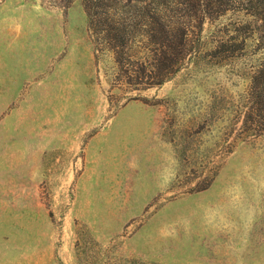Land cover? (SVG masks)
Segmentation results:
<instances>
[{"label": "rangeland", "instance_id": "obj_1", "mask_svg": "<svg viewBox=\"0 0 264 264\" xmlns=\"http://www.w3.org/2000/svg\"><path fill=\"white\" fill-rule=\"evenodd\" d=\"M0 264H264V0H0Z\"/></svg>", "mask_w": 264, "mask_h": 264}, {"label": "trees", "instance_id": "obj_2", "mask_svg": "<svg viewBox=\"0 0 264 264\" xmlns=\"http://www.w3.org/2000/svg\"><path fill=\"white\" fill-rule=\"evenodd\" d=\"M162 83V81H159V83H157V84H161Z\"/></svg>", "mask_w": 264, "mask_h": 264}]
</instances>
